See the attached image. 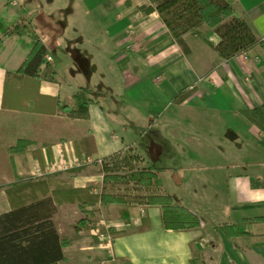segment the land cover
<instances>
[{
	"label": "crops",
	"instance_id": "0c3cea01",
	"mask_svg": "<svg viewBox=\"0 0 264 264\" xmlns=\"http://www.w3.org/2000/svg\"><path fill=\"white\" fill-rule=\"evenodd\" d=\"M148 2L0 0V18L30 22L47 47L46 57H52L57 81L42 79L39 93L72 105L84 88L90 100L87 119L4 108L7 72L23 66L34 43L28 33L3 35L5 25L0 26V186L19 176L85 165L76 175L58 177L101 191L104 175L93 162L133 148L142 164L159 171L162 190L173 202L199 216L200 227L164 228L160 205L132 206L128 221L119 203L88 206L90 228L64 247L68 261L57 264H264V220L258 218L264 217V132L244 114L264 104V0H235V10L260 43L229 59L212 47L219 37L207 24L185 35L190 47L185 53L157 11L138 10ZM144 116L152 123L165 117L171 188L162 170L139 151ZM86 137L96 151L79 158L77 141ZM21 139L35 144L24 154L11 153ZM35 149L42 150L45 170ZM84 216L78 203H66L57 206L53 221L65 237Z\"/></svg>",
	"mask_w": 264,
	"mask_h": 264
},
{
	"label": "trees",
	"instance_id": "16d2710c",
	"mask_svg": "<svg viewBox=\"0 0 264 264\" xmlns=\"http://www.w3.org/2000/svg\"><path fill=\"white\" fill-rule=\"evenodd\" d=\"M138 8L144 14L157 11L160 19L179 43L185 53L190 47L185 35L197 33L201 25L207 24L217 34L218 41L212 47L225 59L248 52L260 43L251 25L235 10V0H148ZM7 23L0 18V26L5 25L3 35L28 33L33 40V48L21 66L15 72H7L3 107L23 111L55 114L61 112L71 118H89L90 100L87 91L81 88L73 95V104L69 105L59 97L41 95L39 84L42 79L57 81V71L47 60V47L37 30L30 22ZM12 28V29H11ZM2 36L0 35V46ZM193 90H185L176 97L183 101ZM245 116L264 132V104L244 111ZM31 140L21 139L11 148V153L24 154ZM79 158L90 157L95 151L90 137L77 141ZM83 152V153H82ZM85 153V154H84ZM41 169L46 163L41 149L33 150ZM141 157L131 148L103 158L93 165L104 175L101 191L93 186L76 187L70 179H60L58 175L68 173L76 175L85 165L54 171L46 176L18 177L16 181L0 186L5 188L10 208L0 213V264H57L67 262L64 247L73 244L79 231L90 228L88 206L97 204L108 206L119 203L120 216L129 220L128 208L137 205L150 207L162 206L161 221L164 228L173 230H191L199 228V216L184 206L177 205L169 193L162 190L159 171L152 165L140 166ZM84 166V167H83ZM66 203H78L85 214L75 224L74 233L61 237L53 221L57 206ZM264 220V217H258ZM141 228L149 226L148 215L143 216ZM106 233L105 228L101 229ZM115 235L114 230H110Z\"/></svg>",
	"mask_w": 264,
	"mask_h": 264
},
{
	"label": "rangeland",
	"instance_id": "374dc122",
	"mask_svg": "<svg viewBox=\"0 0 264 264\" xmlns=\"http://www.w3.org/2000/svg\"><path fill=\"white\" fill-rule=\"evenodd\" d=\"M15 20L14 22H16ZM13 22V23H14ZM25 23L28 22L27 20H23L19 23ZM12 29V28H11ZM165 120V117H161L159 122L152 123L149 117L144 116L142 121L138 124V126L141 124V127H143V131L138 133V136L140 134H144V137L141 138V141L138 143L139 151L146 157V160L152 164L155 162V165L157 168L161 169L162 173V179L164 184L169 186L171 188V183H173V178L171 177V170H166L165 168L171 167V139L168 140L169 134L167 133V129H164L162 121ZM150 126V128H148ZM147 128V129H145ZM140 166H144L146 164H142V162L139 163ZM170 172V173H167ZM36 174L40 173L37 170L34 172ZM35 174V175H36ZM177 178H180L179 176H176ZM178 196V195H177ZM179 200L183 198L184 196L177 197ZM8 208V202L6 199L5 194L0 190V213L6 211ZM73 214V213H72ZM71 214V215H72ZM70 248L66 250V255L70 256ZM79 261H84V259H80ZM72 264V263H70Z\"/></svg>",
	"mask_w": 264,
	"mask_h": 264
},
{
	"label": "built area",
	"instance_id": "2783aa9c",
	"mask_svg": "<svg viewBox=\"0 0 264 264\" xmlns=\"http://www.w3.org/2000/svg\"><path fill=\"white\" fill-rule=\"evenodd\" d=\"M47 60H48V61H51V60H52V57H51V56H48V57H47Z\"/></svg>",
	"mask_w": 264,
	"mask_h": 264
}]
</instances>
